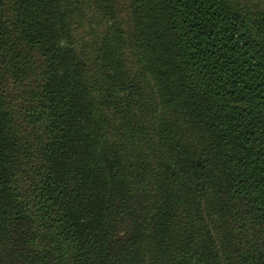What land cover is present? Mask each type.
Masks as SVG:
<instances>
[{"label":"trees","instance_id":"1","mask_svg":"<svg viewBox=\"0 0 264 264\" xmlns=\"http://www.w3.org/2000/svg\"><path fill=\"white\" fill-rule=\"evenodd\" d=\"M0 264H264V0H0Z\"/></svg>","mask_w":264,"mask_h":264}]
</instances>
